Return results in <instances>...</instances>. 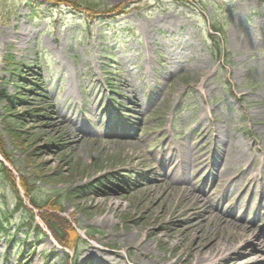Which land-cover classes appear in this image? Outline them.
<instances>
[{"label": "rangeland", "instance_id": "374dc122", "mask_svg": "<svg viewBox=\"0 0 264 264\" xmlns=\"http://www.w3.org/2000/svg\"><path fill=\"white\" fill-rule=\"evenodd\" d=\"M68 1L101 11L122 6L129 13L91 19L43 1L0 0V134L12 154L3 122L11 101L1 96L16 94L7 85L11 77L4 64L12 55L34 69V78L42 76L55 105L54 113L43 108L50 112L45 121L31 119L25 128L31 134L30 151L55 177L47 186L38 184L39 198L72 195L99 181L98 173L105 170L132 174L121 181H139L132 190L120 192L116 183V188L107 184L110 188L92 196L64 202L66 216L91 236L99 231L80 250L79 263L91 254L104 264H195L218 246L229 251L199 264H264L258 232L264 236V175L258 181L251 174L264 161V6L257 0ZM210 24L220 33L212 41ZM107 87L125 93L131 102L138 98L145 103L143 115H134L140 123L136 136H97L102 96L92 105L96 98L90 95L104 92L106 105L108 94L123 102ZM82 108L91 113L84 121L87 136L76 133L83 129L77 116ZM54 141L65 149L43 150ZM178 155L182 163L176 162ZM13 158L17 171L38 179L37 168L28 166L24 154L13 153ZM76 163L82 170L72 177ZM141 172L149 178L142 184ZM207 197L215 205L210 210ZM13 200L0 182V217L11 212ZM34 246L35 264L63 263L61 250L50 254L55 247L51 239ZM4 251L0 239V253ZM48 255L57 258L45 260Z\"/></svg>", "mask_w": 264, "mask_h": 264}, {"label": "trees", "instance_id": "16d2710c", "mask_svg": "<svg viewBox=\"0 0 264 264\" xmlns=\"http://www.w3.org/2000/svg\"><path fill=\"white\" fill-rule=\"evenodd\" d=\"M62 1L63 3H70L68 0H62ZM73 6L78 10H81L82 8H84L88 13H91L94 9V7L91 6L90 4H80L77 1L76 3L73 4ZM116 10H118V8ZM10 59H11V62H13V58H10ZM20 84L22 87L24 84L23 81H21ZM22 93L23 91L20 90L19 96H21ZM11 101H12L11 106L6 107L8 114L4 115V118H3V121L5 123V126H4L5 133L8 135L15 149L18 152L20 151V153L27 155L26 163L28 164V166L32 168V164H33L37 168V172L35 173L38 176L39 181L43 180L47 184L53 183L55 181L54 175H51V173H47L45 171V168H43V165L38 163L37 161V157L39 155L36 154L35 152L30 151L31 144L29 142V139H30L29 135L31 134H29V131L25 130V128L28 125L27 122H29L28 120L30 119V116L32 115L31 111H23V112L16 111L19 106H21V108H24V107L18 103L17 98H14ZM12 111L14 112L16 111V112L14 114H11ZM3 148H4V142L2 140V137L0 136V151H1V154L5 157L7 153ZM44 149L45 148H43V150ZM4 172L8 175V170L6 168H4ZM73 176L74 174H72V177ZM9 177H11V175H9ZM65 180L67 179H64L63 181ZM26 184H27V179L23 178V186L26 187ZM61 198H63L62 195H60V197L57 198L56 203H55L57 206L61 205V200H62ZM47 222H49V220ZM47 224L49 225L51 231L53 232L56 238L59 239L60 234L62 235L61 238L59 239L60 241L64 240L65 236H68L69 240H72V241H75L77 239V234L70 225L65 226L64 224H62L58 227H53L51 224L49 223Z\"/></svg>", "mask_w": 264, "mask_h": 264}, {"label": "bare ground", "instance_id": "6f19581e", "mask_svg": "<svg viewBox=\"0 0 264 264\" xmlns=\"http://www.w3.org/2000/svg\"><path fill=\"white\" fill-rule=\"evenodd\" d=\"M48 1H50L51 3H53L55 5H59V6L63 4L62 0H48ZM29 72L30 73L34 72V69L33 68L27 69V68H25L23 66H19L18 64L13 62L11 73L14 77L23 80V83H24L23 86L25 89L31 86V80H30L31 75ZM129 86H131V85H129ZM30 111H31L32 115L37 116L38 110L34 109V110H30ZM30 120H31V118L28 121L30 122ZM3 149L7 150L6 147H4ZM24 156H27V155L24 154ZM244 157H245V154L241 158H244ZM39 182L45 183L43 180H40ZM87 253H89V252H86V254ZM136 263L139 264L140 262H136Z\"/></svg>", "mask_w": 264, "mask_h": 264}]
</instances>
